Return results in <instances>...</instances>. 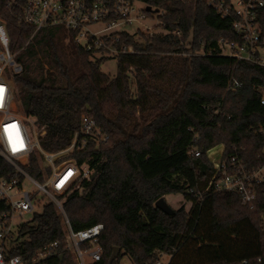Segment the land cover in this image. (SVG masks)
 Masks as SVG:
<instances>
[{"label": "trees", "instance_id": "16d2710c", "mask_svg": "<svg viewBox=\"0 0 264 264\" xmlns=\"http://www.w3.org/2000/svg\"><path fill=\"white\" fill-rule=\"evenodd\" d=\"M143 1L164 10V32L141 33L142 42L122 33L118 46L133 45L135 52L118 54L110 77L101 69L110 57L78 45L63 26L35 32L19 23L10 0H0L10 50L22 65L13 77L16 100L44 128L41 146L66 148L84 114L108 135L77 155L98 175L68 196L65 212L74 230L104 224V255L94 264H120L123 254L134 264H155L162 252L172 255L169 264H264L263 200L244 204L236 193L207 189L215 171L207 151L217 145L260 163L264 67L219 49L209 53L221 38H240L206 0ZM261 27L264 38V10ZM233 75L242 83L235 91L228 90ZM32 165L38 177L37 158ZM177 194L191 209L169 214L156 206ZM55 241L60 246L41 264H73L62 215L48 203L21 225L11 255L29 261ZM115 246L121 252L110 262Z\"/></svg>", "mask_w": 264, "mask_h": 264}, {"label": "built area", "instance_id": "2783aa9c", "mask_svg": "<svg viewBox=\"0 0 264 264\" xmlns=\"http://www.w3.org/2000/svg\"><path fill=\"white\" fill-rule=\"evenodd\" d=\"M206 1L222 18L231 20L240 38L238 41L221 38L218 48H210L209 53L219 49L222 56L264 67L261 27L264 0ZM10 6L17 10L20 24L32 27L35 32L46 27L63 26L75 34V43L98 56L115 58L120 53L135 52L133 45L122 44L119 47L118 42L124 32L135 36L127 26L136 21H155L141 32L148 36L164 32L161 20L164 10L143 0H10ZM21 71L22 65L15 60L9 47L5 21L0 19V88L3 89L0 102V264H41L54 254L60 241L44 246L29 261L21 255H11L17 245L21 225L30 220L24 216H33L37 207L43 205L44 208L48 203L54 204L62 215L65 247L71 253L73 264L97 263L104 255L101 244L104 224L96 223L74 230L64 202L74 191L83 192L84 184L98 175L95 167L88 162L80 163L77 155L92 144L98 146L106 142L108 135L93 117L84 114L66 148L46 151L39 141L45 133L44 128L39 129L35 119L18 107L13 77ZM241 84L233 75L228 90L235 91ZM261 103L264 104V90ZM258 133L264 134V126L259 127ZM192 154L198 157L201 151L195 148ZM34 157L39 165L38 177L29 170L33 167ZM210 161L215 171L207 189L236 193L244 204L259 198L264 203V148L260 163L256 165L242 158L238 148L226 151L224 145H221L218 159ZM261 218L264 223V204ZM171 257V254L162 252L155 264H169ZM243 262L247 263L246 260Z\"/></svg>", "mask_w": 264, "mask_h": 264}, {"label": "rangeland", "instance_id": "374dc122", "mask_svg": "<svg viewBox=\"0 0 264 264\" xmlns=\"http://www.w3.org/2000/svg\"><path fill=\"white\" fill-rule=\"evenodd\" d=\"M141 4V3H139ZM155 21L152 19H148L146 21H136L133 25L127 26V29L131 31L132 34H135V38L138 39L139 41H143L141 38V32H145L146 29L149 26H152ZM101 69L104 73L108 74L110 77H114L117 73V61L115 58H110L106 62H104L101 65ZM15 88V86H14ZM16 89V88H15ZM18 103V102H17ZM19 107V104H18ZM221 145L215 146L213 149H211L208 153L209 157L211 160L215 161L218 159L219 151L221 149ZM216 151V152H215ZM167 202L170 204V206L177 210L182 207H185L187 210L191 209L192 203L187 201L183 195L177 194V195H167L166 197ZM43 205L39 206L36 208L37 212H41L43 210ZM32 215L28 214L24 216V219H31ZM120 264H134V262L130 259V257L127 254H123L120 257Z\"/></svg>", "mask_w": 264, "mask_h": 264}, {"label": "water", "instance_id": "95a60500", "mask_svg": "<svg viewBox=\"0 0 264 264\" xmlns=\"http://www.w3.org/2000/svg\"><path fill=\"white\" fill-rule=\"evenodd\" d=\"M156 206L160 209H162L163 211H165L166 213L169 214H173L174 213V209L170 206V204L167 202L165 197L160 198L157 202H156ZM121 252V248L119 246H115L113 248L111 257H110V262H113L114 260H116L119 257V254Z\"/></svg>", "mask_w": 264, "mask_h": 264}, {"label": "snow or ice", "instance_id": "6c2138e0", "mask_svg": "<svg viewBox=\"0 0 264 264\" xmlns=\"http://www.w3.org/2000/svg\"><path fill=\"white\" fill-rule=\"evenodd\" d=\"M2 100H3V89L0 88V102H2Z\"/></svg>", "mask_w": 264, "mask_h": 264}, {"label": "bare ground", "instance_id": "6f19581e", "mask_svg": "<svg viewBox=\"0 0 264 264\" xmlns=\"http://www.w3.org/2000/svg\"><path fill=\"white\" fill-rule=\"evenodd\" d=\"M211 152V151H210ZM216 152V151H215Z\"/></svg>", "mask_w": 264, "mask_h": 264}]
</instances>
